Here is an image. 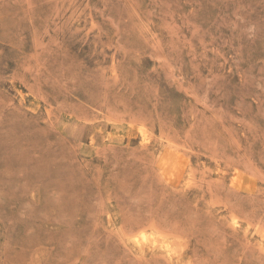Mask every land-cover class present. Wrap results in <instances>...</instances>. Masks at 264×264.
I'll use <instances>...</instances> for the list:
<instances>
[{"label": "rangeland", "instance_id": "374dc122", "mask_svg": "<svg viewBox=\"0 0 264 264\" xmlns=\"http://www.w3.org/2000/svg\"><path fill=\"white\" fill-rule=\"evenodd\" d=\"M0 264H264V0H0Z\"/></svg>", "mask_w": 264, "mask_h": 264}, {"label": "bare ground", "instance_id": "6f19581e", "mask_svg": "<svg viewBox=\"0 0 264 264\" xmlns=\"http://www.w3.org/2000/svg\"><path fill=\"white\" fill-rule=\"evenodd\" d=\"M172 242V241H171Z\"/></svg>", "mask_w": 264, "mask_h": 264}]
</instances>
